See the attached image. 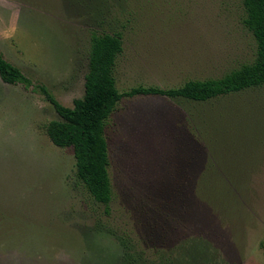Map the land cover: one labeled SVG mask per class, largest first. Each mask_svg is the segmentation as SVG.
<instances>
[{"label":"rangeland","instance_id":"1","mask_svg":"<svg viewBox=\"0 0 264 264\" xmlns=\"http://www.w3.org/2000/svg\"><path fill=\"white\" fill-rule=\"evenodd\" d=\"M92 2L0 0V52L30 81L0 79V264H118L121 236L145 252L198 244L221 264H264V85L204 107L123 97L105 130L107 207L76 179L73 149L46 136L60 117L39 89L71 108L90 34L108 30L122 35L120 93L219 78L255 57L240 1Z\"/></svg>","mask_w":264,"mask_h":264},{"label":"trees","instance_id":"2","mask_svg":"<svg viewBox=\"0 0 264 264\" xmlns=\"http://www.w3.org/2000/svg\"><path fill=\"white\" fill-rule=\"evenodd\" d=\"M92 1V4L99 6L101 10L114 0ZM239 1L244 13L242 25L252 35L256 44L255 57L252 62L243 64L219 78L189 80L178 88L136 87L120 93L114 74L117 60L122 53V35L108 30L93 31L90 34L84 94L82 98L73 101L71 108L62 106L46 88L40 86L41 94L60 117L45 126V134L54 146L73 149L76 179L84 186L93 202L107 207L112 200L113 189L108 171L109 156L105 130L123 97L155 95L166 97L181 105L187 103L204 107L217 99L264 85V0ZM0 79L8 85L30 84L21 70L7 62L1 52ZM197 120L199 124H205L202 120L199 121L198 115ZM117 238L120 253L118 264H221L215 260L212 250L206 251L198 244L187 249L186 245L183 250L179 247V250L169 254L157 250L147 253L139 250L127 237ZM261 246L263 247L264 243H261Z\"/></svg>","mask_w":264,"mask_h":264}]
</instances>
